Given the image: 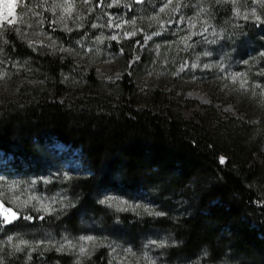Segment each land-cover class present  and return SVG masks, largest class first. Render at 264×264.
I'll use <instances>...</instances> for the list:
<instances>
[{
  "label": "trees",
  "instance_id": "obj_1",
  "mask_svg": "<svg viewBox=\"0 0 264 264\" xmlns=\"http://www.w3.org/2000/svg\"><path fill=\"white\" fill-rule=\"evenodd\" d=\"M220 1L172 0L170 11L179 4L192 13L202 10L201 19L231 32L236 5L234 0ZM93 2L98 7L105 0ZM262 6L259 20L248 16V21L235 29L238 41L229 36L232 45H242L244 57L260 42L258 35L264 38ZM137 8H146V3ZM84 9L79 12L88 17ZM30 16L21 14L25 23L35 25ZM91 21L89 16L84 22L88 25ZM17 31L11 26L2 32L0 54L6 61L23 63L26 80L15 84L13 93L0 96V152L9 156L15 172L35 173L45 166L44 147L59 142L79 150V160L90 174L65 184L70 201L62 213H27L23 218L16 214L11 222L0 216L6 232L20 235L45 229L55 234L75 233L87 217L107 226L110 217L96 202L99 193L111 191L130 197L153 189L159 205L172 207L174 216L120 213L115 227L127 237L152 229L164 231L174 241L163 248L167 260L194 261L204 254V262L209 264L220 263L225 257L236 264H264V157H255L261 154L264 112L260 114L256 100L240 96L255 115L254 122L216 117L210 106L197 114V121L185 119L159 90L149 92L148 104L166 106L152 111L134 99L133 87L139 77L134 73L143 69L139 61L128 69L133 76L124 74L113 86L97 80L92 70L82 75V68H75L59 53L26 44ZM53 34L67 43L82 37V32L57 29ZM123 51L125 66L132 54L126 48ZM112 87L116 89L115 102L105 93ZM210 116L216 117L215 121L211 122ZM221 157L224 163H220ZM7 246L0 245V264L110 263L104 247L78 262L68 252L43 245L33 251H13Z\"/></svg>",
  "mask_w": 264,
  "mask_h": 264
},
{
  "label": "rangeland",
  "instance_id": "obj_2",
  "mask_svg": "<svg viewBox=\"0 0 264 264\" xmlns=\"http://www.w3.org/2000/svg\"><path fill=\"white\" fill-rule=\"evenodd\" d=\"M93 1L2 0L15 7L7 19H3L0 3V44L4 43L2 32L15 26L17 37L26 44L59 53L71 60L75 68H82V75L92 70L97 80L113 86L124 74L133 76L128 69L139 61L143 69L134 73L139 76L133 87L134 99L139 106L152 111L166 106L148 104L149 92L159 90L175 110L193 121H197V114L205 112L204 107L210 106L216 117L254 122L255 115L241 102L240 96L245 95L257 101L260 114L264 112V38L258 35L260 42L252 46L247 57L242 55V45L234 46L228 40L229 36L237 38L233 32L248 21L245 16L260 17L264 0H234L236 7L232 16L235 20L229 26L231 32L228 27L220 28L210 20L201 19L202 10L192 13L179 4L170 11L172 0H143L141 4L146 3V8L141 9L137 8L141 4L134 0H105L98 7ZM83 8L88 17L79 12ZM23 12L31 15L36 24L25 23V17L21 18ZM89 16L92 21L86 25L84 21ZM45 20L49 24L47 28L44 27ZM54 29L62 33L82 32V37L67 43L54 36ZM234 40L238 41V38ZM111 46L116 50L109 48ZM123 48L132 54L125 66L121 59ZM171 55L176 57L170 58ZM22 68L20 61H6L0 54V96L13 93L15 84L26 80ZM105 93L111 102L117 100L115 88ZM210 114L213 116L212 112ZM212 116L208 118L211 122L216 118ZM43 150L45 166L35 173L15 172L8 162L9 156L5 158L0 152V216L3 220L4 209L21 215V218L27 213L42 216L62 213L70 201L65 184L72 178L90 174L79 160L78 149L54 142ZM260 153L255 157H264V137ZM152 191L130 197L102 191L96 202L107 209L110 223L100 226L99 220L87 217L79 222L75 233L62 231L55 234L36 229L15 235L6 232L0 222V245H9L7 247L13 251L23 248L33 251L43 245L57 252H68L78 262L104 247L110 258L109 264H209L204 262V254L194 261L167 260L163 248L174 241L160 229L147 230L132 238L115 227L119 225L117 216L120 213L160 216L158 213H169L173 217L172 207H161ZM104 200L109 202H100ZM87 237L93 240H87ZM81 248L85 249L83 254ZM217 264L236 263L225 257Z\"/></svg>",
  "mask_w": 264,
  "mask_h": 264
},
{
  "label": "snow or ice",
  "instance_id": "obj_3",
  "mask_svg": "<svg viewBox=\"0 0 264 264\" xmlns=\"http://www.w3.org/2000/svg\"><path fill=\"white\" fill-rule=\"evenodd\" d=\"M0 3H2V8H3V12H4L3 19H7V16L11 14V10H12V8L15 7V5L9 4V3H6V2H2V0H0ZM244 18L247 19V16H245ZM256 19L259 20L260 17L257 16ZM8 23L10 24V23H12V21L8 20ZM220 163H224V158L223 157L220 158ZM110 199L111 198H109V200ZM100 202L101 203H108L109 201L108 200H104V201H100ZM158 214L162 215V213H158ZM2 215L4 216V220L6 222H11V219L16 218V213L15 212H10L9 209H4ZM26 219H31V217H26ZM87 240H93V238L92 237H87ZM69 246H71V245H69ZM80 251H81V254H83L85 252V249L81 248Z\"/></svg>",
  "mask_w": 264,
  "mask_h": 264
},
{
  "label": "water",
  "instance_id": "obj_4",
  "mask_svg": "<svg viewBox=\"0 0 264 264\" xmlns=\"http://www.w3.org/2000/svg\"><path fill=\"white\" fill-rule=\"evenodd\" d=\"M143 0H134L136 4H141Z\"/></svg>",
  "mask_w": 264,
  "mask_h": 264
}]
</instances>
